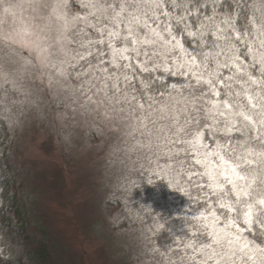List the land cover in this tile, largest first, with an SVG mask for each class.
Segmentation results:
<instances>
[{
    "label": "snow or ice",
    "instance_id": "6c2138e0",
    "mask_svg": "<svg viewBox=\"0 0 264 264\" xmlns=\"http://www.w3.org/2000/svg\"><path fill=\"white\" fill-rule=\"evenodd\" d=\"M78 3L83 12L70 11L69 0H29L42 23L0 31V39L30 48L24 68L68 93L93 125L102 117L129 126L128 135L147 137L137 146L155 147L150 164L178 166L207 204L196 218L210 242H189L196 255L187 259L264 264V0L259 22L241 26L242 0ZM0 7L15 15L23 5L0 0ZM185 36L195 42L191 51ZM161 72L184 83L168 86ZM234 133L242 137L235 144L220 139ZM162 156L168 162L161 166Z\"/></svg>",
    "mask_w": 264,
    "mask_h": 264
},
{
    "label": "rangeland",
    "instance_id": "374dc122",
    "mask_svg": "<svg viewBox=\"0 0 264 264\" xmlns=\"http://www.w3.org/2000/svg\"><path fill=\"white\" fill-rule=\"evenodd\" d=\"M8 2L23 7L15 8V15L5 14L0 7V31L3 33L19 29L25 22L42 23L39 14L28 6L29 0ZM69 9L84 11L78 0H69ZM194 47L195 44L189 46V51ZM244 51L241 46L242 54ZM32 58L30 48L19 43L10 45L0 39V81L9 77L20 83L17 93L23 122L15 137L12 163L19 167L21 191L26 192V204L31 208L29 228L50 241L54 264H133L131 251L134 246L128 250V239L117 238L109 230L108 218L116 208L105 203L104 191L93 180L94 175L101 173L103 176L119 175L118 171L123 168L120 149L131 128L107 121L109 131L106 133L105 126L93 125L92 120L87 123L91 116L76 106L79 104L75 105L68 93L60 91L55 84L49 87L46 76L37 78L35 67L24 68L23 61ZM101 122H105L102 117ZM101 127L102 134L98 130ZM86 133L94 143L101 138L109 143V154L103 161L96 159ZM220 139L235 144L242 137L234 133ZM206 142L213 143L211 138ZM253 146L260 147L258 142H253ZM113 158L116 163L112 162ZM111 166L116 168L114 174ZM26 246V256H33L30 244Z\"/></svg>",
    "mask_w": 264,
    "mask_h": 264
},
{
    "label": "trees",
    "instance_id": "16d2710c",
    "mask_svg": "<svg viewBox=\"0 0 264 264\" xmlns=\"http://www.w3.org/2000/svg\"><path fill=\"white\" fill-rule=\"evenodd\" d=\"M259 3L260 0H242L238 26L253 17L259 22ZM205 11L210 13V7ZM183 42L186 48L195 44L186 36ZM158 75L164 77V83L168 86L184 83L180 75L163 72ZM7 78L0 81V264H41L43 261V264H54L50 241L34 234L29 228L31 208L26 204V192L21 191L19 167L12 163L14 141L23 115L17 93L20 83L15 78ZM90 120L92 117L87 123ZM97 124L106 127L108 122H101L99 118ZM148 127L154 129L151 123ZM108 131L106 127V133ZM85 135L89 138L96 159L103 161L109 154V143L103 142L102 138L94 143L90 134ZM137 141L146 144L147 137L137 131L134 136H128L120 149L123 168L118 171L119 175L103 176L101 173L93 178L95 185L98 183L104 191L105 203L116 208L108 218L109 230L117 238L128 239V250L134 246L131 251L133 264H196L187 259L196 254L186 249L185 245L189 242H210L202 223L196 218L200 212L206 211L207 204L198 198L200 193L189 188L187 177L178 174V166L168 170L158 168L155 163L150 164L149 158L155 160V147L150 151L147 147L137 146ZM115 158L112 159L113 163H116ZM180 158L186 157L182 153ZM167 162L166 157L160 158L161 166ZM110 168L114 174L115 166ZM196 170H199L198 166ZM180 189L187 190L188 194ZM28 243L33 255L29 257L26 256Z\"/></svg>",
    "mask_w": 264,
    "mask_h": 264
},
{
    "label": "clouds",
    "instance_id": "9594fccd",
    "mask_svg": "<svg viewBox=\"0 0 264 264\" xmlns=\"http://www.w3.org/2000/svg\"><path fill=\"white\" fill-rule=\"evenodd\" d=\"M260 227L264 228V217H261ZM261 234L264 235V232H262Z\"/></svg>",
    "mask_w": 264,
    "mask_h": 264
}]
</instances>
